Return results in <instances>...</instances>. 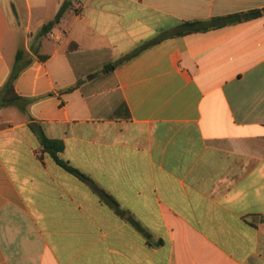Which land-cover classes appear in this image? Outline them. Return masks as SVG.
Returning a JSON list of instances; mask_svg holds the SVG:
<instances>
[{"label": "crops", "instance_id": "0c3cea01", "mask_svg": "<svg viewBox=\"0 0 264 264\" xmlns=\"http://www.w3.org/2000/svg\"><path fill=\"white\" fill-rule=\"evenodd\" d=\"M64 1L0 0L25 99L0 108V264H264V0H71L40 35Z\"/></svg>", "mask_w": 264, "mask_h": 264}, {"label": "trees", "instance_id": "16d2710c", "mask_svg": "<svg viewBox=\"0 0 264 264\" xmlns=\"http://www.w3.org/2000/svg\"><path fill=\"white\" fill-rule=\"evenodd\" d=\"M72 6H73V3L71 0H65L60 10L54 17V19L45 23L42 26L40 30V35L43 36V35H47L48 33H50L56 27V25L60 23L64 14L68 10H70ZM261 14H262L261 10H255V11H250L247 13H242V14H238L234 16L218 17L207 23H204L201 21L186 22L182 24L181 29L178 30L175 33V35L182 36V35H186V34H190L194 32L207 31L211 28L221 27L229 23L240 22L243 19L255 18V17L260 16ZM158 41L148 42L144 44L139 50L147 48L148 46L155 44ZM23 58H24L23 52L19 51L16 57V63L14 65L10 79L0 91V108L13 104L15 102L25 103V99L16 95L15 87H14L15 80L18 78V76L23 70V67L20 66V63L23 61ZM128 58L129 57H126V58L121 59L118 63L107 65L104 69V72L113 70L117 65L124 62ZM31 129L38 136L40 143L44 146L45 150L51 154V156L55 159L58 165H60L65 170L74 174L75 176L79 177L81 180L86 182L88 185H90L92 189L100 195L103 201L108 203L117 212H120L119 205L117 204V202L110 195H108L104 190L100 189V187L91 178L81 173L79 170L75 169L74 167H71L70 165H68L66 162H64L63 160L59 158L58 153H60L64 148V145L61 141L49 139L44 134L42 128L38 126L31 125ZM135 225L139 230H141V227L138 223H135Z\"/></svg>", "mask_w": 264, "mask_h": 264}]
</instances>
